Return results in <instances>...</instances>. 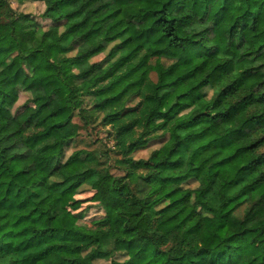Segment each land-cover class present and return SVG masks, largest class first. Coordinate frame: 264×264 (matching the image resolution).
Here are the masks:
<instances>
[{
    "label": "trees",
    "instance_id": "16d2710c",
    "mask_svg": "<svg viewBox=\"0 0 264 264\" xmlns=\"http://www.w3.org/2000/svg\"><path fill=\"white\" fill-rule=\"evenodd\" d=\"M30 1L0 0V264H264V0ZM96 116L113 146L70 153Z\"/></svg>",
    "mask_w": 264,
    "mask_h": 264
},
{
    "label": "rangeland",
    "instance_id": "374dc122",
    "mask_svg": "<svg viewBox=\"0 0 264 264\" xmlns=\"http://www.w3.org/2000/svg\"><path fill=\"white\" fill-rule=\"evenodd\" d=\"M11 3L15 10L18 12H25V13H31L33 15H36L37 18H39L40 13L42 12V4L40 3H32L25 2L24 4H20L17 2V0H11ZM41 21V19H40ZM109 53V49L102 53L101 55L94 57L90 60V63H101L104 62L107 55ZM189 68L188 67H181L174 73V75L170 78V81H173L177 77L185 74ZM153 79L156 80L157 77L153 75ZM28 95L25 93H22L18 102L16 103L15 109H20L24 106L26 101L28 100ZM169 103L167 104V106ZM96 119L92 120V125L87 128V130H84L81 132V135L79 139L77 140L78 143H76L74 146H72L70 153H73L77 150H94L98 148L101 145V142H103L104 145L113 146V144L106 138V130L103 129L101 126V118L102 116H96ZM166 138L162 137L161 134H157L156 136H153L146 148L136 152L134 154L135 159L137 160H145L150 161L154 158V153L157 151H160L163 149V144L165 142ZM115 175H120L118 171H113ZM74 199H77L76 201H80L79 210H84L86 212V215L89 218L92 217H101L102 214H100V207L98 206L97 197L94 192L87 188H83L80 195L76 196ZM236 230L241 231L245 226L240 224H235ZM261 227H264V219L260 220L259 223H257L255 226L250 227L249 230H251V236H254L256 238H259L262 231Z\"/></svg>",
    "mask_w": 264,
    "mask_h": 264
}]
</instances>
